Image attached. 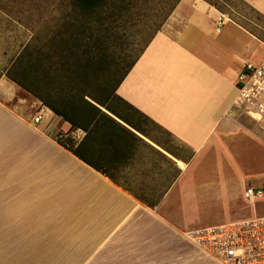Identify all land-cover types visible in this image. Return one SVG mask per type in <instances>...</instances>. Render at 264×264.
I'll list each match as a JSON object with an SVG mask.
<instances>
[{"label": "crops", "instance_id": "crops-1", "mask_svg": "<svg viewBox=\"0 0 264 264\" xmlns=\"http://www.w3.org/2000/svg\"><path fill=\"white\" fill-rule=\"evenodd\" d=\"M242 1L264 14V0ZM223 26L231 28L223 35L227 39L218 38ZM257 48L264 49L260 40L203 0H180L116 89L134 112L129 119L137 127L117 121L137 142L125 163L112 165L106 156L99 157L113 180L55 141L59 133L77 142L84 134L71 132L67 122L37 99L42 110L38 123L36 111L12 109L8 102L22 89L2 77L4 264H139L142 253L151 256L145 264H187L186 216L170 211L171 206L185 205L186 193L176 188L198 159L225 156L236 130L253 136L242 118L227 110L242 62L248 61L243 58L249 53L252 58ZM152 127L168 144L149 132ZM235 165L232 161L226 166ZM227 169L232 181L234 170ZM198 174L195 168L186 180L187 191L228 188L227 178L205 182Z\"/></svg>", "mask_w": 264, "mask_h": 264}, {"label": "trees", "instance_id": "trees-1", "mask_svg": "<svg viewBox=\"0 0 264 264\" xmlns=\"http://www.w3.org/2000/svg\"><path fill=\"white\" fill-rule=\"evenodd\" d=\"M58 1L69 11L59 27L48 29L46 42H40L39 35L33 34L28 42L15 45L11 53L5 50L0 79L5 77L37 99L53 115L67 122L71 132L81 130L84 135L79 142L61 133L57 136L62 137L55 141L113 180L105 165L98 163L99 157L106 156L112 165L125 163L137 142L136 136L117 121L133 129L137 127L129 119V114L134 112L116 95V89L180 0L171 5L166 0L157 4L161 13L159 23L140 55L117 81L113 73L107 77L97 75L103 45L116 42L114 25L151 16L148 13L151 8L143 0Z\"/></svg>", "mask_w": 264, "mask_h": 264}, {"label": "rangeland", "instance_id": "rangeland-1", "mask_svg": "<svg viewBox=\"0 0 264 264\" xmlns=\"http://www.w3.org/2000/svg\"><path fill=\"white\" fill-rule=\"evenodd\" d=\"M143 1L146 2V6L151 8L148 11L151 16L139 18L135 16L134 21L119 22L114 25L116 42L104 43V51L99 56L102 59L100 61L101 67L96 70L97 75L107 77V75L113 73V79L117 81L130 62L140 55L147 44L152 30L155 28L154 26L161 19L160 7L157 8V4L162 0ZM174 1L166 0V3L171 5ZM203 1L229 20L244 27L264 45V14L257 12L242 0ZM65 13H69V11L61 7L58 0H0V68L6 59L3 55L5 50L11 53L15 45L20 42H28L33 34L39 35L40 42H46L47 36L50 35L48 29L58 28ZM167 21L168 19L160 30L164 28ZM218 29L221 33L218 38L227 39L228 36L223 35L227 31L230 32L231 28L223 26ZM250 55L251 53L244 56L243 59L256 62L264 55V49L259 48L252 58H250ZM36 102L35 98L23 90L16 89V98L9 101L8 105L19 112L25 111L30 114L36 111L41 113V107ZM134 120L136 121L137 118ZM241 121L247 128H251L248 119L242 117ZM140 123H143V121ZM146 130H148L147 126ZM149 130L162 143L168 144V139L154 132L153 127ZM227 147L225 156L210 155L207 159H198L195 166L183 176L182 181L184 180V183L181 182L176 188V191L186 193L185 205L171 206L170 211L172 214L180 213L182 215L185 213L186 216L188 227L185 234L187 264H217L203 255L189 241L188 234L190 232L232 221H243L254 216H264V197L253 204L244 198V192L248 188L264 190V145L254 136L236 130L232 138H229ZM232 161L234 165L236 164L235 167L226 166L231 164ZM179 165L182 166L180 163ZM195 168L199 169L198 180H205V182L213 179L215 182L216 179L227 178L230 175L227 168L230 171L233 168L234 173L231 175L233 177L232 181L227 178L228 188L223 191L220 185L218 186L219 190L187 191L188 183L186 180ZM140 257L143 261L139 260V264H145L149 261L147 258H151V256L149 257L143 253ZM0 264H4L2 255H0ZM6 264H9L8 261Z\"/></svg>", "mask_w": 264, "mask_h": 264}, {"label": "built area", "instance_id": "built-area-1", "mask_svg": "<svg viewBox=\"0 0 264 264\" xmlns=\"http://www.w3.org/2000/svg\"><path fill=\"white\" fill-rule=\"evenodd\" d=\"M221 20L217 26L221 25ZM227 113L235 119L246 118L251 134L264 145V56L244 61L236 84V95ZM42 112L34 118L38 123ZM56 135L54 139H60ZM264 197L263 189L248 188L245 200L254 203ZM189 241L217 264H264V216L206 227L188 234Z\"/></svg>", "mask_w": 264, "mask_h": 264}]
</instances>
